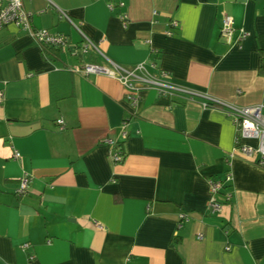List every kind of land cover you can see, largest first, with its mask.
<instances>
[{"label":"crops","instance_id":"crops-1","mask_svg":"<svg viewBox=\"0 0 264 264\" xmlns=\"http://www.w3.org/2000/svg\"><path fill=\"white\" fill-rule=\"evenodd\" d=\"M22 3L33 29L63 34L68 45L53 61L29 32L0 30V264H264V167L232 154V118L154 90L131 105L117 79L71 70L108 66L105 58L153 62L176 85L264 113V0ZM224 14L248 33L239 45L219 38ZM69 20L101 55L78 50ZM227 173L214 195L221 211L210 214L208 180Z\"/></svg>","mask_w":264,"mask_h":264},{"label":"built area","instance_id":"built-area-1","mask_svg":"<svg viewBox=\"0 0 264 264\" xmlns=\"http://www.w3.org/2000/svg\"><path fill=\"white\" fill-rule=\"evenodd\" d=\"M60 18H65L63 12H59ZM31 12L27 11L22 3V0H0V30L7 25H15L16 27L27 31L33 37L35 43L43 48L50 46L64 50L67 47V39L65 35L54 33L47 29L31 27L30 17ZM123 19V18H122ZM72 27L81 35L82 40L78 46V50L82 53L95 51L101 55L97 46L84 35L78 24L69 20ZM173 26H177L176 21H172ZM166 34L170 35L167 31ZM248 33L241 28H235L233 25V18L229 14H224L221 19L219 28V38L227 45H239L242 40L247 37ZM108 66L95 63H81L71 70L82 75L90 74H105L107 76L117 79L126 90V100L131 104H137L141 97V93L146 90H154L159 95H166L171 97H180L184 99L194 100L200 99L203 106L221 108L226 114L232 118L235 129V146L232 154H238L247 160L255 162L258 166L264 167V113L262 105L252 106H234L226 104L221 100L209 97L206 94L195 91L188 87L176 85L168 80V72L156 67L153 62H138L130 67H124L115 62L108 60ZM264 65V58L262 59ZM2 91H0V102L2 101ZM62 120H58L61 123ZM127 123L125 120L120 125V135L122 139L127 137L126 130ZM240 140L254 141V145L240 143ZM108 147V155L113 163L120 162L123 158L120 148L117 143L110 138L103 140ZM19 153L14 152V157L19 158ZM230 174H226L220 180H208L211 192V198L208 203V211L210 214H218L221 211L222 204L214 197L216 193L222 189L225 182L230 181ZM30 182V176L24 173L20 179L17 194H24ZM226 201L229 195L226 196ZM179 218L187 221L185 214H179ZM199 239L202 236L199 234ZM23 249L29 247L28 243L21 245ZM32 257L30 256V259Z\"/></svg>","mask_w":264,"mask_h":264},{"label":"trees","instance_id":"trees-1","mask_svg":"<svg viewBox=\"0 0 264 264\" xmlns=\"http://www.w3.org/2000/svg\"><path fill=\"white\" fill-rule=\"evenodd\" d=\"M41 49L45 54V58L53 60V61L57 59L58 53L61 51L60 48H55V47H50V46H44ZM261 68H263L264 70V65L262 62H261Z\"/></svg>","mask_w":264,"mask_h":264}]
</instances>
